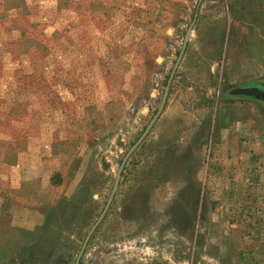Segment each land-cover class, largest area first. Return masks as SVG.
<instances>
[{
	"label": "rangeland",
	"instance_id": "374dc122",
	"mask_svg": "<svg viewBox=\"0 0 264 264\" xmlns=\"http://www.w3.org/2000/svg\"><path fill=\"white\" fill-rule=\"evenodd\" d=\"M198 3L0 0V264H75ZM192 32L80 264H264V102L227 92L264 78V0Z\"/></svg>",
	"mask_w": 264,
	"mask_h": 264
},
{
	"label": "water",
	"instance_id": "95a60500",
	"mask_svg": "<svg viewBox=\"0 0 264 264\" xmlns=\"http://www.w3.org/2000/svg\"><path fill=\"white\" fill-rule=\"evenodd\" d=\"M202 1L203 0H199V3H198V6L196 8V13L194 15L193 21L191 22V24L189 25V27L186 30L182 48L180 50L179 56H178L174 66H173L172 72H171V74L169 76V79L167 81V84L165 86L164 93H163L160 105H159L155 115L153 116V118L151 119V121L149 122L147 127L145 128L144 132L141 134V136L138 139V141L129 149V151L125 155L124 159L122 160V162L120 164V167H119V169L117 171L116 178H115L112 190L110 192V195L108 197L107 203H106V205H105V207L103 209V212L101 213V215L99 216V218L97 219V221L92 226V228L89 231V233L87 234L86 239H85V241H84V243L82 245V248H81V250H80V252L78 254V257L76 259L75 264H80V261L82 259V256H83L84 252H85V249L87 248L88 242H89L92 234L96 231L97 227L100 225V223L102 222V220L106 216V214H107V212H108V210H109V208H110V206H111V204H112V202H113V200L115 198L116 192H117V190L119 188V184H120V181H121V178H122V173H123L124 167H125L127 161L129 160L131 154L138 148V146L147 137V135L149 134L150 130L153 128L154 124L159 119L160 115L162 114V112H163V110H164V108L166 106V103H167V100H168V96L170 94L171 84L173 82V79L175 77L176 71L179 68L180 62H181V60H182V58H183V56L185 54L186 48L188 46V42L190 40L193 28H194L195 23L197 21V17H198V14H199V9H200V6L202 4ZM254 91H255L254 89H246L245 88V89L235 90L233 93L234 94H242V95L252 96Z\"/></svg>",
	"mask_w": 264,
	"mask_h": 264
},
{
	"label": "flooded vegetation",
	"instance_id": "af4514ba",
	"mask_svg": "<svg viewBox=\"0 0 264 264\" xmlns=\"http://www.w3.org/2000/svg\"><path fill=\"white\" fill-rule=\"evenodd\" d=\"M254 89V93L252 96L242 95V94H234L233 92L238 89ZM228 93L232 96H236L238 99L251 100L254 102H264V78L263 79H255L244 82L240 86H233L228 88Z\"/></svg>",
	"mask_w": 264,
	"mask_h": 264
},
{
	"label": "crops",
	"instance_id": "0c3cea01",
	"mask_svg": "<svg viewBox=\"0 0 264 264\" xmlns=\"http://www.w3.org/2000/svg\"><path fill=\"white\" fill-rule=\"evenodd\" d=\"M239 7L242 8L243 6H239ZM239 7L237 8V11L240 13V10H241V9H239ZM233 13H234V12H233ZM198 15H199V14H198ZM192 33H193V32H192ZM192 35H193V34H191L190 39L192 38Z\"/></svg>",
	"mask_w": 264,
	"mask_h": 264
}]
</instances>
